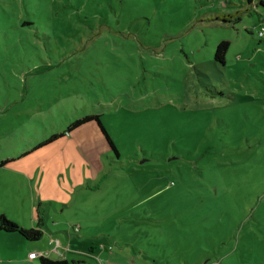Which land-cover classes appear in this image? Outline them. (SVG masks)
Masks as SVG:
<instances>
[{"label":"rangeland","instance_id":"obj_1","mask_svg":"<svg viewBox=\"0 0 264 264\" xmlns=\"http://www.w3.org/2000/svg\"><path fill=\"white\" fill-rule=\"evenodd\" d=\"M261 16L257 0H0V215L44 232L1 231L0 264L30 245L70 264H264ZM93 115L118 155L95 120L67 130Z\"/></svg>","mask_w":264,"mask_h":264},{"label":"trees","instance_id":"obj_2","mask_svg":"<svg viewBox=\"0 0 264 264\" xmlns=\"http://www.w3.org/2000/svg\"><path fill=\"white\" fill-rule=\"evenodd\" d=\"M248 2H252V0H248ZM260 4L262 6H264V3L259 0V2H257V4ZM226 21H229L227 19H223ZM262 22V17H260V23ZM228 45L229 42L228 41H221L216 45L215 48V52H214V59L215 61L219 62V63H224L225 62V53L228 49ZM91 120H95L99 126V128L101 129V132L103 133L106 141L108 142V144L110 145V147L116 152V154L118 155L117 149L113 143V141L110 139L109 135L106 133L105 129L103 128L99 116L97 115H93V116H86L83 119L77 120L75 122H73L68 128L67 130L70 131L71 129L80 126L81 124L91 121ZM63 133H59V134H54L51 135L47 140L39 143L37 146H35V148H33L34 150L44 146L47 143H50L54 140H56L59 137H62ZM9 160H3L0 162V166H3L4 164H6ZM10 232V233H18L20 236H22L24 239L26 240H31V241H36V240H40L42 237V231L38 228H23L21 226H19L18 224H16L15 222L7 219L4 215H0V232ZM39 262L40 264H70V262H68L66 259H51L45 256H40L39 257ZM73 263V262H72ZM71 263V264H72Z\"/></svg>","mask_w":264,"mask_h":264},{"label":"crops","instance_id":"obj_3","mask_svg":"<svg viewBox=\"0 0 264 264\" xmlns=\"http://www.w3.org/2000/svg\"><path fill=\"white\" fill-rule=\"evenodd\" d=\"M262 17V16H261ZM41 231H42V235L44 234V232H43V230L42 229H40ZM42 238V237H41ZM59 243V242H58ZM26 245L28 244V243H25ZM52 244V243H51ZM54 250V249H53ZM52 249H49L48 251H46L44 254H43V250H41V249H38V250H35V248L34 247H32L31 245L30 246H25V249H24V256L23 257H21V258H19L22 262H23V264L24 263H26V262H29V263H31V264H40V262H39V257L40 256H45V257H50V253H54V251H53ZM31 251H33V252H31ZM37 253L38 255L36 256V257H31L30 255H31V253Z\"/></svg>","mask_w":264,"mask_h":264},{"label":"built area","instance_id":"obj_4","mask_svg":"<svg viewBox=\"0 0 264 264\" xmlns=\"http://www.w3.org/2000/svg\"><path fill=\"white\" fill-rule=\"evenodd\" d=\"M263 3H264V0H261ZM257 2H259V0H257ZM263 24H264V16H262V22H261V25L262 27L260 28V30L258 31V36L262 39H264V27H263ZM38 254L37 253H31V257H36Z\"/></svg>","mask_w":264,"mask_h":264}]
</instances>
